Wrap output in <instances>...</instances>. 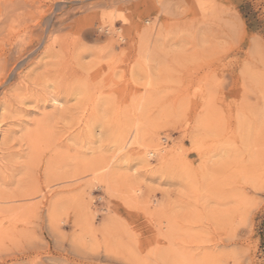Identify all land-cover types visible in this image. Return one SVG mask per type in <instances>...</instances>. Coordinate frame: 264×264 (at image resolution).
I'll return each mask as SVG.
<instances>
[{
	"label": "rangeland",
	"instance_id": "obj_1",
	"mask_svg": "<svg viewBox=\"0 0 264 264\" xmlns=\"http://www.w3.org/2000/svg\"><path fill=\"white\" fill-rule=\"evenodd\" d=\"M0 264H264V0H0Z\"/></svg>",
	"mask_w": 264,
	"mask_h": 264
}]
</instances>
